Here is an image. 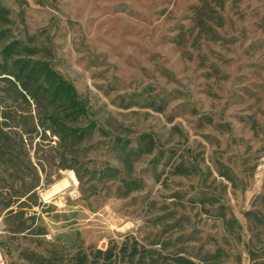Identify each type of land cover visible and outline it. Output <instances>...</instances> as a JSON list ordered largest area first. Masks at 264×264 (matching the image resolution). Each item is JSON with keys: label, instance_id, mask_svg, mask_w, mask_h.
<instances>
[{"label": "rangeland", "instance_id": "rangeland-1", "mask_svg": "<svg viewBox=\"0 0 264 264\" xmlns=\"http://www.w3.org/2000/svg\"><path fill=\"white\" fill-rule=\"evenodd\" d=\"M0 4V28L72 83L87 108L80 123L94 122L71 150L49 131L0 148L7 264H71L80 248L124 240L145 258L264 264V0ZM1 100L33 116L48 108ZM122 142L137 151L129 163ZM106 165L119 178L90 176Z\"/></svg>", "mask_w": 264, "mask_h": 264}, {"label": "trees", "instance_id": "trees-1", "mask_svg": "<svg viewBox=\"0 0 264 264\" xmlns=\"http://www.w3.org/2000/svg\"><path fill=\"white\" fill-rule=\"evenodd\" d=\"M6 13L7 10L0 4V18L5 19ZM36 49L18 39H11L9 30L0 28V81L4 91L0 96L3 99L1 102L11 98L16 103L30 105V100H33L38 105L44 100L48 105L47 109L38 111L37 116H33L29 110L18 109L15 104L8 109L4 105L0 110V148H6L10 152L16 145L25 142L24 136L29 142L36 135L44 140L47 137L46 132L49 131L56 136L57 146L71 150L91 135L94 122L80 123L87 114L85 103L78 97L72 83L63 78L47 61L33 57ZM119 153L129 163L131 156L137 151L128 146L127 142H122ZM61 166L66 167L67 164L62 163ZM89 172L97 180L119 178V169L110 165L94 168ZM78 176L81 179L82 176ZM9 205L6 203V207ZM9 213L19 218L23 216V212L19 211L10 210ZM247 215H252L253 219L261 222L255 214ZM24 222L23 219L22 226L16 227L17 231L27 227ZM3 245L0 242L4 257ZM143 250L136 240L130 245L124 240L119 246L113 243L104 249L86 251L80 248L70 257V261L71 264H197L191 258L178 253L158 252L156 257L145 258ZM221 255L222 251L217 248L214 253H208L206 258L216 260Z\"/></svg>", "mask_w": 264, "mask_h": 264}, {"label": "bare ground", "instance_id": "bare-ground-1", "mask_svg": "<svg viewBox=\"0 0 264 264\" xmlns=\"http://www.w3.org/2000/svg\"><path fill=\"white\" fill-rule=\"evenodd\" d=\"M68 174H69V178L70 179H68L65 184H69L70 185V180L75 182V178H74V175H73V173L71 171H69Z\"/></svg>", "mask_w": 264, "mask_h": 264}, {"label": "built area", "instance_id": "built-area-1", "mask_svg": "<svg viewBox=\"0 0 264 264\" xmlns=\"http://www.w3.org/2000/svg\"><path fill=\"white\" fill-rule=\"evenodd\" d=\"M0 264H7L4 260V257L2 256L1 250H0Z\"/></svg>", "mask_w": 264, "mask_h": 264}]
</instances>
